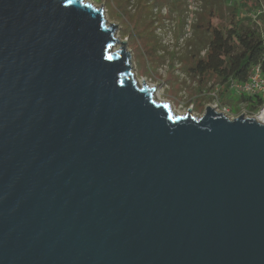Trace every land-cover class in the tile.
Instances as JSON below:
<instances>
[{
  "label": "water",
  "instance_id": "95a60500",
  "mask_svg": "<svg viewBox=\"0 0 264 264\" xmlns=\"http://www.w3.org/2000/svg\"><path fill=\"white\" fill-rule=\"evenodd\" d=\"M101 7L0 0V264H264V118L157 102Z\"/></svg>",
  "mask_w": 264,
  "mask_h": 264
},
{
  "label": "rangeland",
  "instance_id": "374dc122",
  "mask_svg": "<svg viewBox=\"0 0 264 264\" xmlns=\"http://www.w3.org/2000/svg\"><path fill=\"white\" fill-rule=\"evenodd\" d=\"M170 1L83 0L96 8L102 5L107 25L117 24L115 38L119 42L126 39L125 49L130 50L137 84L141 86L142 79L147 87L155 86V100L169 104L174 113L184 115L191 107V114L200 117L206 106L214 107L222 87L214 75L208 73L201 77L191 70L196 59L192 54L200 36L194 25L200 16L208 17L212 6V25L221 26L229 22L230 17L226 16V8L220 1L180 0L182 5L178 10L171 9ZM246 4L249 10L243 11L244 23L250 19L264 32V0H248ZM259 13L263 15L262 22L256 18ZM118 47L115 45L113 50ZM203 54L204 51L200 56ZM220 103L230 111L231 118L256 114V110L249 112V104L238 101L232 90L222 96Z\"/></svg>",
  "mask_w": 264,
  "mask_h": 264
},
{
  "label": "trees",
  "instance_id": "16d2710c",
  "mask_svg": "<svg viewBox=\"0 0 264 264\" xmlns=\"http://www.w3.org/2000/svg\"><path fill=\"white\" fill-rule=\"evenodd\" d=\"M186 1L184 0V2ZM213 1H220L221 4H224L226 16L230 17V21L221 26L212 25L213 6L212 9H209L207 18H202L203 16L197 18L194 27L198 28L196 32L200 36L195 43V53L192 54L196 59L191 70L201 77L208 73L212 74L220 81L222 90L219 101L221 102L222 96L230 91L226 85L228 79L244 82L255 66H260L264 73V32L254 26L250 19L244 23L243 11L249 10L246 4L248 0ZM181 3L180 0H171L170 7L173 10H178ZM217 9L218 12L221 11L219 8ZM262 17L263 15L259 13L256 18L262 22ZM202 51L204 54L200 56ZM238 101L248 103L251 113L258 109L260 102L257 97L244 96L238 97Z\"/></svg>",
  "mask_w": 264,
  "mask_h": 264
},
{
  "label": "built area",
  "instance_id": "2783aa9c",
  "mask_svg": "<svg viewBox=\"0 0 264 264\" xmlns=\"http://www.w3.org/2000/svg\"><path fill=\"white\" fill-rule=\"evenodd\" d=\"M226 85L229 90H232L236 93L237 97H257L260 102L258 104V109L256 110V114H250L249 117L260 118L263 120L264 118V73L262 72L260 66H255L252 68L249 77L244 82H238L232 78L226 81ZM216 111L223 113L228 118L230 117V111L225 107L221 106L219 99L213 103ZM240 115V114H239ZM237 115V116H239ZM248 116L247 114H244ZM235 116V117H237ZM232 119V118H231Z\"/></svg>",
  "mask_w": 264,
  "mask_h": 264
},
{
  "label": "bare ground",
  "instance_id": "6f19581e",
  "mask_svg": "<svg viewBox=\"0 0 264 264\" xmlns=\"http://www.w3.org/2000/svg\"><path fill=\"white\" fill-rule=\"evenodd\" d=\"M258 119H260V118H258ZM261 120V119H260Z\"/></svg>",
  "mask_w": 264,
  "mask_h": 264
}]
</instances>
